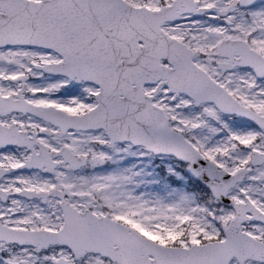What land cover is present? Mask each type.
<instances>
[{
    "label": "snow or ice",
    "instance_id": "obj_1",
    "mask_svg": "<svg viewBox=\"0 0 264 264\" xmlns=\"http://www.w3.org/2000/svg\"><path fill=\"white\" fill-rule=\"evenodd\" d=\"M0 264H264V0H0Z\"/></svg>",
    "mask_w": 264,
    "mask_h": 264
},
{
    "label": "rangeland",
    "instance_id": "obj_2",
    "mask_svg": "<svg viewBox=\"0 0 264 264\" xmlns=\"http://www.w3.org/2000/svg\"><path fill=\"white\" fill-rule=\"evenodd\" d=\"M137 158L135 157H127L122 163L124 165H131L132 163H134L136 161ZM163 167V165L160 163L159 159L153 160L151 162V164L148 165V169L149 171H159L161 168Z\"/></svg>",
    "mask_w": 264,
    "mask_h": 264
}]
</instances>
